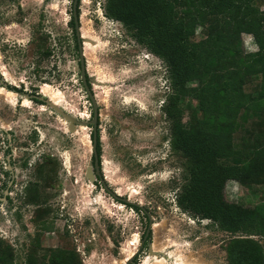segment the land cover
<instances>
[{
	"label": "rangeland",
	"instance_id": "obj_1",
	"mask_svg": "<svg viewBox=\"0 0 264 264\" xmlns=\"http://www.w3.org/2000/svg\"><path fill=\"white\" fill-rule=\"evenodd\" d=\"M256 1L264 9V0ZM105 2L78 6L100 114L102 174L115 194L149 218L114 198L95 176L94 108L70 25L74 0H0V238L17 264H55L57 248L75 252L80 264H125L151 226L137 264H230L233 241L248 236L220 230L177 205L186 158L172 150L162 110L170 92L166 66L123 23L105 16ZM203 36L198 28L196 39ZM39 41L48 56H38ZM243 41L246 52L258 49L252 35ZM258 82L246 90L257 92ZM181 106L185 123L201 115L191 97ZM259 120L251 118L249 131L236 133L240 147L243 137L262 131ZM225 197L246 207L264 202V177L248 185L229 180Z\"/></svg>",
	"mask_w": 264,
	"mask_h": 264
},
{
	"label": "trees",
	"instance_id": "obj_2",
	"mask_svg": "<svg viewBox=\"0 0 264 264\" xmlns=\"http://www.w3.org/2000/svg\"><path fill=\"white\" fill-rule=\"evenodd\" d=\"M103 9L166 66L170 92L162 110L170 123V146L186 158L177 205L220 230L248 236L233 241L230 264H264V202L246 207L225 197L229 180L248 185L264 177V9L256 0H106ZM70 25L79 51L73 17ZM198 28L204 36L197 40ZM244 34L253 36L256 51L246 52ZM37 45L38 56L50 54L41 41ZM253 79L259 82L252 93L246 85ZM186 97L197 101L201 115L185 123L181 101ZM253 117L260 119L262 131L243 137L240 147L236 133L249 131L246 124ZM97 133L101 161L99 128ZM116 199L149 218L138 204ZM143 248L130 264H137ZM11 249L0 238V264H17ZM74 253L57 248L55 264H80Z\"/></svg>",
	"mask_w": 264,
	"mask_h": 264
},
{
	"label": "water",
	"instance_id": "obj_3",
	"mask_svg": "<svg viewBox=\"0 0 264 264\" xmlns=\"http://www.w3.org/2000/svg\"><path fill=\"white\" fill-rule=\"evenodd\" d=\"M78 6H79V0H74L73 3V18H74V22H75V29H76V35L78 37V43H79V53H80V66H81V78H82V82L88 92L89 97L91 98L92 102H93V108H94V112H93V120L91 121V123L93 124V133H94V138H93V154H94V165L96 167V171L97 174L101 177V182L104 184V188L110 192L111 194H113L115 197H118V194H115L108 186V184L105 182L104 178L102 177L101 174V169H100V158L97 152V128H98V122L100 119V114H99V109H98V105H97V101L95 98V94L93 93L92 88L90 87L89 83H88V72H87V67H86V59H85V51H84V46H83V42H84V38L82 37V32H81V25H80V15L78 12ZM89 82L92 84V80L89 79ZM123 201L127 202L128 199H123L121 198ZM151 231V226L148 227L147 232L145 233V236L141 242L140 248L139 250L133 255L132 258H129L125 264H130L133 260V258L135 257V255L143 248L144 243L146 242V240L148 239V235Z\"/></svg>",
	"mask_w": 264,
	"mask_h": 264
},
{
	"label": "flooded vegetation",
	"instance_id": "obj_4",
	"mask_svg": "<svg viewBox=\"0 0 264 264\" xmlns=\"http://www.w3.org/2000/svg\"><path fill=\"white\" fill-rule=\"evenodd\" d=\"M80 1V0H79ZM89 76H88V83H89V85H90V87H91V83L89 82ZM92 88V87H91ZM98 126H99V123H98ZM93 156H94V154H93ZM102 163H101V161H100V169H101V174H102V165H101ZM93 165H94V160H93ZM94 173H95V176L100 180V178L98 177V174H97V171H96V167H95V165H94ZM102 177H103V174H102ZM101 182V181H100ZM102 183V182H101ZM104 186V185H103ZM110 193V192H109ZM111 194V193H110ZM111 195H113V194H111ZM113 197L114 198H116L114 195H113ZM118 198H120L121 199V197H119L118 196Z\"/></svg>",
	"mask_w": 264,
	"mask_h": 264
},
{
	"label": "bare ground",
	"instance_id": "obj_5",
	"mask_svg": "<svg viewBox=\"0 0 264 264\" xmlns=\"http://www.w3.org/2000/svg\"><path fill=\"white\" fill-rule=\"evenodd\" d=\"M83 33H84V32H83ZM129 258H130V256H129V257H127L126 261H127Z\"/></svg>",
	"mask_w": 264,
	"mask_h": 264
}]
</instances>
